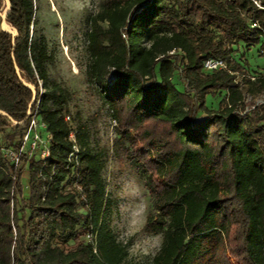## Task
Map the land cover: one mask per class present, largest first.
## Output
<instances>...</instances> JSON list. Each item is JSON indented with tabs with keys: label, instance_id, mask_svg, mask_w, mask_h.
Returning a JSON list of instances; mask_svg holds the SVG:
<instances>
[{
	"label": "trees",
	"instance_id": "1",
	"mask_svg": "<svg viewBox=\"0 0 264 264\" xmlns=\"http://www.w3.org/2000/svg\"><path fill=\"white\" fill-rule=\"evenodd\" d=\"M4 12L11 32L0 31V134L13 140L18 131L12 146H20L34 97L31 111L38 101L51 143L44 160L21 157L29 185L21 225L22 171L0 145V264H123L128 250L109 227L103 162L88 122L70 115V93L48 79L34 2L0 0ZM88 23L87 81L115 122L113 153L150 193L145 231L162 235L150 264H264V106L244 113L236 76L203 70L219 59L264 90V74L248 75L235 58L242 46L259 45L264 56V0H102ZM221 91L209 109L206 96ZM67 181L82 200L65 191Z\"/></svg>",
	"mask_w": 264,
	"mask_h": 264
},
{
	"label": "rangeland",
	"instance_id": "2",
	"mask_svg": "<svg viewBox=\"0 0 264 264\" xmlns=\"http://www.w3.org/2000/svg\"><path fill=\"white\" fill-rule=\"evenodd\" d=\"M101 1L33 0L35 28L37 27L45 38L49 56L46 64L48 79L58 82L70 93V115L80 114L90 126V148L93 153L100 156L103 162L101 177L105 187V199L111 208V215L108 218L109 227L116 240L125 245L128 250V256L123 264H150L162 241L161 233L147 234L144 228L146 216L152 209L150 193L144 180L130 168L128 162L119 160L113 153L114 140L117 138L115 122L108 106L88 83L85 74L89 63L88 20L97 12ZM2 28L0 18V31ZM260 54L259 45L250 50L242 46L238 48L235 58L244 65L246 62V73L255 76L264 74V56ZM110 78L113 79L112 76ZM242 82L244 83L243 93L247 92L253 97L264 93L258 85ZM173 83L177 88L182 89L177 74L173 77ZM39 85L42 91L43 82L39 81ZM224 95V91L215 95L208 94L207 107L216 111ZM204 117L205 113L201 112L197 115V120H202ZM14 130V124L8 123L5 133L11 134ZM17 132L13 140H9L5 134H0V145L6 148L13 147L12 145L19 140ZM19 168L22 171L19 179L21 192L16 197L21 225L22 220L29 214V210L23 208L29 196L28 162L22 163ZM63 186L65 191L74 190L77 200H82L78 188L75 191L68 181ZM78 210L83 212L81 207H78ZM82 228L81 225L78 226L79 231H82ZM64 248L73 249V242Z\"/></svg>",
	"mask_w": 264,
	"mask_h": 264
},
{
	"label": "built area",
	"instance_id": "3",
	"mask_svg": "<svg viewBox=\"0 0 264 264\" xmlns=\"http://www.w3.org/2000/svg\"><path fill=\"white\" fill-rule=\"evenodd\" d=\"M257 5V4H256ZM255 25H253L254 27ZM203 70L207 73L225 71L231 75L236 76L235 81L239 83L240 88L244 87L243 75L228 70L227 64L219 59L208 58L203 62ZM240 75V76H239ZM251 81H254V77L247 76ZM264 93H260L257 97H253L249 93H243V103L245 104L244 113H248L256 107L264 106ZM38 101L30 112V119L27 127L22 132L20 146L2 148L1 154L3 158H6L10 163L15 164L17 168L22 165L21 157L24 156L26 161L33 157H39L40 159H46L49 156V145L51 143V135L47 132V127L38 117ZM65 121L69 123L71 132L69 139L75 143L74 140V128L70 122L68 116L65 117ZM78 149L74 145V153H77ZM38 154V156H37ZM72 155V154H71Z\"/></svg>",
	"mask_w": 264,
	"mask_h": 264
},
{
	"label": "water",
	"instance_id": "4",
	"mask_svg": "<svg viewBox=\"0 0 264 264\" xmlns=\"http://www.w3.org/2000/svg\"><path fill=\"white\" fill-rule=\"evenodd\" d=\"M8 5V4H7ZM9 6V5H8ZM5 14L6 12L3 13V15H1V26L3 27L2 30H6L8 32H11V29L9 28V26L4 22V17H5ZM30 88H32L31 86H28ZM34 101V97L32 99V102ZM32 102L30 103V105L28 106V109H27V115L30 114L31 112V106H32Z\"/></svg>",
	"mask_w": 264,
	"mask_h": 264
}]
</instances>
